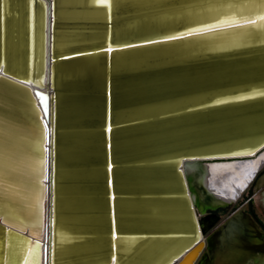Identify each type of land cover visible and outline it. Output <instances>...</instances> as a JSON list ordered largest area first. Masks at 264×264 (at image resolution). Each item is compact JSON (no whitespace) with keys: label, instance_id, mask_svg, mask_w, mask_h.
I'll list each match as a JSON object with an SVG mask.
<instances>
[{"label":"water","instance_id":"obj_1","mask_svg":"<svg viewBox=\"0 0 264 264\" xmlns=\"http://www.w3.org/2000/svg\"><path fill=\"white\" fill-rule=\"evenodd\" d=\"M257 1L0 0V139L14 137L0 149L12 175L0 179V240L28 241L36 264L51 222L80 235L55 241L52 264H110L118 230L143 236L128 253L115 250L117 264H247L264 255L245 211L205 236L196 210L224 200L203 182V156L264 145V117L241 125L264 114V94L212 102L264 87V38L173 42L200 18ZM90 58L98 70L84 65ZM45 74L44 114L31 84Z\"/></svg>","mask_w":264,"mask_h":264},{"label":"bare ground","instance_id":"obj_2","mask_svg":"<svg viewBox=\"0 0 264 264\" xmlns=\"http://www.w3.org/2000/svg\"><path fill=\"white\" fill-rule=\"evenodd\" d=\"M96 4H108L105 0H89ZM222 10V9H221ZM254 17V20L248 22L234 23L242 19ZM192 25L186 26L183 32H192L184 35V39L175 40L173 42H179L182 44L196 43H207L210 45H227L230 43H241L245 39H252L254 36L264 38V0H258L257 2L241 3L230 7H224V9L217 14L209 15L204 18H200L194 21ZM219 24V25H218ZM220 24L226 26H221ZM195 30V31H194ZM47 47V46H46ZM111 48H109L110 50ZM97 59L90 58L89 62H85L87 67H95ZM31 84V83H30ZM35 90L37 101L43 110V113H47L48 109V94L46 91V74L43 77V83L40 85L31 84ZM251 86L239 90L237 93L222 92L212 102H226L234 100H245L246 98L258 99L260 95L264 94V87ZM225 93V94H224ZM247 100V99H246ZM245 100V101H246ZM258 118V120L264 117V114H258L256 116L245 117L243 126L253 127V123H249L252 119ZM247 124V125H246ZM7 140L0 139L1 147L9 145V140L14 139L13 136H7ZM263 140V139H262ZM261 140V141H262ZM260 142V140H259ZM258 142V143H259ZM255 144V143H254ZM254 147L241 148L226 150L228 155H214V156H203V160L200 166L205 171L203 179L204 184L208 187L210 192L216 196H221L224 200H234L239 195L247 183L252 179L254 173L264 163V145L254 151ZM225 151V150H224ZM231 151V152H230ZM254 151V152H253ZM9 160V156L2 151L0 153V179L7 178L11 174L9 169L6 167V161ZM179 162V159L176 161ZM15 177V175H13ZM218 202V201H217ZM208 214V213H207ZM114 220V219H113ZM141 225H147L142 223ZM159 227V226H158ZM80 235H72L66 231L52 227V222L49 225V237L44 241L42 239V246L45 242V258L44 250L42 249V264H52L53 262V247L55 241L58 244L62 242L79 238ZM139 235L131 230H118V235L115 239H112V245L114 253H112V260L110 264H117L118 260L116 256V249L122 251V253H128L132 248L134 242L139 238ZM198 237V234L196 235ZM133 237V238H131ZM168 239V238H166ZM97 246V245H96ZM49 255V263H47V256ZM0 264H36V251L28 241L16 236L15 234H4L2 240H0Z\"/></svg>","mask_w":264,"mask_h":264},{"label":"flooded vegetation","instance_id":"obj_3","mask_svg":"<svg viewBox=\"0 0 264 264\" xmlns=\"http://www.w3.org/2000/svg\"><path fill=\"white\" fill-rule=\"evenodd\" d=\"M258 170H261V173L256 177H252L250 181L247 183V188L245 189V199L237 200L235 204L228 208L227 203L232 201H224L218 200V202L211 203L210 201H206L203 209H199L196 205V210L198 212V216L205 227L204 234L207 236L212 231L220 227L224 224L226 219L235 211L243 210L248 213L253 221L256 223L258 228L261 230L262 237L264 239V197L260 199L261 205H257V200L254 198V195L261 191L264 188V177L260 179V176L264 174V163L260 166ZM257 170V171H258ZM259 181V185L258 184ZM252 191V193H251ZM251 193V194H250ZM264 195V193H263ZM239 201V202H238ZM223 209V214H219L218 210ZM208 213V214H207ZM247 264H264V255L255 256L251 262Z\"/></svg>","mask_w":264,"mask_h":264},{"label":"rangeland","instance_id":"obj_4","mask_svg":"<svg viewBox=\"0 0 264 264\" xmlns=\"http://www.w3.org/2000/svg\"><path fill=\"white\" fill-rule=\"evenodd\" d=\"M260 173H261V170L256 171V173H255V175H253V177H256ZM246 188H247V186H245L242 190H240L239 195L237 196V198H235L234 200H232V201H230V202L227 203V205H228L227 207L228 208L232 207L237 200H243V199H245V197H247L246 195H249V194H246L245 195V189ZM251 193H252V191H251ZM263 193H264V188H262L261 191L257 192L254 195V198L257 200V205H259V206L261 205L260 199L264 197ZM199 203H200L199 209H203L204 208V204H203L204 202L203 203L202 202H199ZM223 212H225V211H223V209H219L218 210V213L219 214H223ZM131 238H133V237H131Z\"/></svg>","mask_w":264,"mask_h":264},{"label":"snow or ice","instance_id":"obj_5","mask_svg":"<svg viewBox=\"0 0 264 264\" xmlns=\"http://www.w3.org/2000/svg\"><path fill=\"white\" fill-rule=\"evenodd\" d=\"M105 2H107V0H105Z\"/></svg>","mask_w":264,"mask_h":264}]
</instances>
